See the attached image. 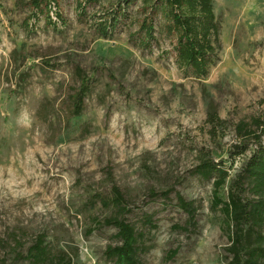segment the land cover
I'll use <instances>...</instances> for the list:
<instances>
[{
	"label": "rangeland",
	"instance_id": "rangeland-1",
	"mask_svg": "<svg viewBox=\"0 0 264 264\" xmlns=\"http://www.w3.org/2000/svg\"><path fill=\"white\" fill-rule=\"evenodd\" d=\"M29 1L0 0V264H28L39 236L54 249L52 264H67L64 255L73 264H108L104 252L116 230L95 226L92 219L110 213L89 201L113 184L131 200L129 220L153 214L159 226L145 264H226L212 182L194 171L200 152L216 162L229 157L239 123H264V0H215L223 48L202 83L178 69L174 38L156 32L149 48L139 44L141 0L109 39L99 25L110 24L123 0H58L56 25L51 13L28 23ZM76 66L93 90L83 117L69 126L65 102ZM46 101L58 114L35 122ZM210 105L227 121L221 137L209 133ZM250 152L233 159L232 173ZM171 188L200 204L197 234L176 228L187 215L175 193L169 203L150 201L152 189Z\"/></svg>",
	"mask_w": 264,
	"mask_h": 264
},
{
	"label": "trees",
	"instance_id": "trees-1",
	"mask_svg": "<svg viewBox=\"0 0 264 264\" xmlns=\"http://www.w3.org/2000/svg\"><path fill=\"white\" fill-rule=\"evenodd\" d=\"M58 0H30L28 3L31 15L29 21H37L39 16L52 14L49 22L60 23L61 15L56 5ZM87 5L97 4L99 0H85ZM137 0H123L112 20L99 25V36L111 38L113 30L121 19L127 18L129 9ZM143 19L140 21L139 44L149 48L157 41L156 32L174 38L176 65L186 75L202 83L213 67L220 60L222 51L221 21L215 12V0H141ZM27 23V26L29 24ZM76 86L67 94V124L81 119L87 108V100L92 94V79L80 67L73 70ZM58 114L50 102H44L38 109L35 122H50ZM209 133L212 138L221 137L227 121L222 120L216 109L210 105L207 113ZM240 138L232 147L229 157L220 162L206 152H200V164L194 173L204 181L212 182V210L219 213L222 230L228 239L226 247V264H264V123L254 119L251 124L242 121L236 126ZM254 141L255 149L249 151L248 143ZM240 167L232 173L228 166L237 156L246 155ZM175 193L176 207L187 215L184 225H175L181 233L197 234L199 230L198 215L201 206L194 200H188L174 189L158 192L152 189L150 201L159 198L172 202L171 194ZM100 203L101 209L108 211L109 216L103 221L94 220L95 226L112 228L116 233L111 236L104 252L108 264H145L144 256L148 254L159 230L154 215L143 214L137 221H131V200L116 184L107 195H95L89 203L95 206ZM88 208V206L86 207ZM98 228V227H97ZM91 231V234L95 232ZM46 238L39 236L28 249L25 259L28 264H52L54 249L46 243ZM180 248L168 252L169 261L179 253ZM64 254V253H63ZM68 259L67 264H73ZM18 260L23 259L17 254Z\"/></svg>",
	"mask_w": 264,
	"mask_h": 264
}]
</instances>
